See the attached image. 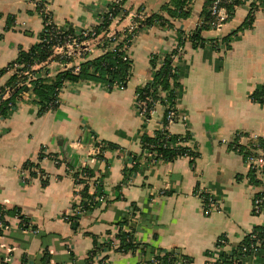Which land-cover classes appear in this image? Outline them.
Segmentation results:
<instances>
[{
    "label": "crops",
    "instance_id": "0c3cea01",
    "mask_svg": "<svg viewBox=\"0 0 264 264\" xmlns=\"http://www.w3.org/2000/svg\"><path fill=\"white\" fill-rule=\"evenodd\" d=\"M112 1L0 0V69L37 40L38 6L45 5L55 23L79 29L94 25L97 11ZM167 1H123L121 27L138 9L158 13L172 25L153 23L136 34L130 45L132 75L124 88L105 91L88 82L68 83L55 108L38 114L31 94L0 120V204L18 207L27 222L21 226L18 216L7 217L8 228L0 233L1 264H141L171 248L190 256L191 264H208L219 235L235 246L256 225H264V211L251 210L253 196L264 189V176L258 175L257 184L249 182L248 165L232 147L254 136L264 139V105L250 98L264 85V11L249 20L248 5L241 3L215 30L198 28L209 0H190L188 14L175 17L160 8ZM195 30L201 41L194 45L190 35ZM180 36L177 107L188 116L197 156L192 164L186 157L148 161L141 137L158 130L163 109L157 106L142 125L133 95L150 78L151 54L170 50ZM211 39L222 40L226 48L213 49ZM59 71L55 57L39 75L53 77ZM9 76L2 73L0 84ZM97 143L106 146L99 154ZM40 149L48 155L41 160ZM35 162L39 166L31 165ZM81 167L99 179L86 192L102 193L104 199L71 224L63 216L81 202L72 192V174ZM199 189L217 203L208 214L195 195ZM121 228L132 231L135 249L120 252L105 245ZM95 244L106 246L100 263L98 256L88 255ZM245 262L264 264V257Z\"/></svg>",
    "mask_w": 264,
    "mask_h": 264
},
{
    "label": "built area",
    "instance_id": "2783aa9c",
    "mask_svg": "<svg viewBox=\"0 0 264 264\" xmlns=\"http://www.w3.org/2000/svg\"><path fill=\"white\" fill-rule=\"evenodd\" d=\"M123 1L124 0H113L112 2L106 3L102 6L101 10L97 11L94 25L90 27H80L79 29L73 28L72 31H67V29L63 28V26L55 23L51 17L49 9L43 5L41 7L42 9L40 13L42 18V26L39 34L42 33L44 35L41 40H44L45 43L50 44L49 53L45 58L37 61L33 60L29 64H24L22 62L19 63L16 60H11L10 63L2 67V73L9 72L10 74L15 73L17 75L18 85L27 87V89H24L19 93L20 97L23 98L32 94L30 90V81L37 77L39 75V71L49 65L55 57L58 61H60L61 70L70 69L72 73H77L83 61L97 57L107 50H114L117 46L119 49L121 48L124 51L122 56L123 60L129 61L130 63L125 82H113L111 85L108 83H96L93 81H89L88 83L98 88H102L105 91L124 88L130 76L132 75L130 45L136 34L140 30L148 28V25L143 22L144 17L147 16V13L144 11V9H138L131 14L130 23L127 26L121 27L120 22L122 19H124V17H126L124 15L125 12ZM250 2L251 0H210L208 6L209 18L206 22L208 28L215 30L221 28L231 13L226 5L235 8L241 3H246L248 5V11L252 14L264 11V4H260L258 1H256L254 5H251ZM104 18L108 21L107 27L97 32L95 27L104 22ZM38 41L39 38L37 37L35 42ZM209 44L215 50L226 48L225 43L219 39H211ZM168 52L170 53L169 63L171 68L173 70H179L178 60L182 53V46L177 43L170 50H168ZM154 54L158 55V57L155 60V64L150 66L151 75L144 85H147V83L152 81L153 73L158 68H160V66H162L163 53L154 52L152 55ZM175 72L178 73V71ZM177 79L179 81V77ZM68 83L73 82L68 80L63 81L61 86L58 88V91L60 92L62 88ZM171 83L172 79L170 78L169 84ZM12 91V87L5 86L2 91H0V100H4L9 97ZM177 98L178 97L170 99L167 94V90H165L160 84H157L156 87H150L143 93L136 90L133 95V107L135 114L140 120L141 124L145 125L155 108L157 106H161L163 109V116L157 130L162 135L158 138L160 147L183 146L186 148V150L181 157L188 158L192 164L197 155L191 153V150H196L193 146L192 137H189L191 133L188 127V116L187 114L179 111L177 107ZM55 101L58 102L59 99L57 98ZM173 126H178L181 128V130L173 131L171 129ZM172 135L175 136L174 140H171ZM101 146H103L102 143H98L96 146L98 154L101 151ZM150 146L154 147V144H150ZM39 152H42V149H40ZM45 156L48 155L45 154L43 157ZM144 157L148 161L153 162L161 160V158L157 156L155 150L145 149ZM244 162L248 165V167L250 166L255 169L257 176H264V149L253 148L249 152L248 157L244 160ZM70 172H73V170H70ZM23 174V170L21 169V175ZM87 175L88 174L84 172L79 173V175L76 176V174L73 172V195L80 197L83 185L87 187L99 182L98 177L94 175L88 177ZM79 178L84 179V182H79ZM195 195L198 197V199H200L204 213L208 214L213 208H217V203L214 198L205 191L199 189ZM103 199L104 196L102 193L97 196H88L87 198H84V200L82 199V201L76 205V207L72 210V214H66L63 216V218L67 220L70 216L77 215L80 217L85 215L92 209V207H94V205L97 204V202H102ZM263 202L264 194L259 196L254 195L252 198V213L260 214L262 211H264V205L262 204ZM7 228L8 225L2 226V230ZM32 229L37 231L36 228ZM121 231L124 230L121 228V230H119L116 235L112 237V241H110L108 246L115 248L119 246L120 237L118 234ZM247 234L249 240L248 243L242 245L240 247V251H237L236 253H232L233 248L231 245H229L226 235H219L215 242L217 247L215 255L213 256V260L208 264H216L218 253L221 252V249H224V251L229 253L227 264H246L245 261H247L249 258L259 256L260 251L264 249V237L258 236L254 231H250ZM124 240L136 243L135 237L131 230H127V233L124 235ZM105 248L106 246L100 245L98 246L96 252L90 253L88 255L90 257L98 256V262L100 263L102 261L100 254L102 251L106 250ZM119 251L124 252L122 249ZM141 264H159V259L152 255L148 260L143 261Z\"/></svg>",
    "mask_w": 264,
    "mask_h": 264
},
{
    "label": "trees",
    "instance_id": "16d2710c",
    "mask_svg": "<svg viewBox=\"0 0 264 264\" xmlns=\"http://www.w3.org/2000/svg\"><path fill=\"white\" fill-rule=\"evenodd\" d=\"M189 1L190 0H168L160 8L165 10L170 16H174V17L186 16L189 12L188 11ZM256 1H258L260 4L261 3L264 4V0H251L250 4L254 5ZM38 7H40V13H41V9H42L41 5ZM226 7L231 11V13L235 9L232 8V6L226 5ZM252 15L253 14L248 11L247 17L249 20L251 19ZM208 18H209L208 9H206L205 14L202 18V23L198 25V28L208 27L206 23ZM143 22L146 23L148 26L153 23H158L164 27L172 26L171 22L168 19H165L160 14L154 12L147 14V16L144 17ZM107 24L108 21L107 19L104 18V22L96 26L95 30L99 32L103 30V28L107 27ZM63 28L67 29V31L73 30L71 26H63ZM42 37H44V35L40 33L38 34V38H39L38 42H34L29 48L26 49L20 48L16 57L13 60H16L19 63L22 62L24 64H29L33 60L37 61L45 58L46 55L49 53L50 44L45 43L44 40H41ZM190 38L194 41L193 43L194 45L196 40L201 41V38L199 37L196 30L193 34L190 35ZM181 40L182 37L180 36L179 42L177 43L181 44L182 43ZM123 53H124L123 49L121 48L119 49L116 46L114 50H107L97 57L83 61L77 73H72L70 69H64L57 72L53 77H46V76L42 77L38 75L37 77L32 79L30 81V90L31 93L34 95L36 102L39 104V108L37 111L38 114H42L48 109L55 108L58 105V102L55 101L58 98V93H59L58 88L65 80L71 82L93 81L96 83H108L109 85H111L113 82L124 83L128 73V69L130 67V63L129 61L123 60L122 58ZM169 54L170 53L168 51L163 53L162 66H160V68H158L153 73L152 81L147 83V85L138 88L137 89L138 92L143 93L144 91H147L150 87H156L157 84H160L165 90H167V94L170 99L178 97L180 82L178 81L177 78L179 77L180 74H179V70H173L171 68V65L169 63ZM157 57L158 55L151 54L149 60L150 66H153L155 64V60ZM175 71H178V73H176ZM2 72L3 70L0 69V75L2 74ZM170 78L172 79L171 84H169ZM5 86L12 87L13 91L11 92L9 97H7L4 100H0V120L12 112V110L16 107L17 102L21 100L19 93L24 89H27V87L25 86L18 85V77L15 73L10 74V76L7 78V81H5L3 84H0V91H2V89ZM250 98L251 100L258 102L259 104L264 105V85L254 90L251 93ZM160 136L162 135L161 133H159V131H156L153 134V136H148L146 134H143L140 142L141 150L142 149L155 150L157 156L164 161H172L182 156L186 148H184L183 146L160 147V144L158 143V138ZM189 137H191V135ZM174 139L175 136L172 135L171 140ZM150 144H154V147H151ZM106 145L110 148L112 147L109 142H106ZM105 147L106 146H101L100 153L105 149ZM232 147L236 149V151L242 156L243 160H245L248 157L249 152L253 148L264 149V139L259 137H253V139L251 138V140H249L248 143L245 145H241L235 142L232 143ZM191 153L197 154L196 151H192V150ZM44 155L45 153H43V151L39 152L38 159L41 160L42 156ZM31 165L39 166L36 162ZM84 172L88 174L87 175L88 177L92 175L86 167H81L80 170L74 172V174H76L77 176L79 175V173H84ZM247 179L249 182L254 184H257V182L260 181L259 177L255 173V169L250 166L248 167ZM79 182H84V179L79 178ZM85 188H86L85 185H83L81 190V201L82 199L84 200V198H87L89 196ZM261 194H264V190L255 193L256 196H259ZM262 204L264 205V202ZM96 206L97 204L94 205L92 209L95 208ZM8 216L10 217L18 216L20 218L21 226H27L26 219L23 215H21L20 209L18 207L8 209L0 204V233L2 232V226L8 225V221H7ZM78 218L79 216L74 215L72 217H69L68 222L73 224L77 222ZM31 227L35 228L33 226ZM251 231L256 232L257 235L260 237H264V225H256ZM125 233L127 232L121 231L118 234V236L120 237V243L116 249L117 250L122 249L123 251L135 249L136 246H138V244L124 240ZM248 241H249L248 234H246L242 239V241L239 242V244H236L235 246L231 245L233 248L232 253H236L237 251L239 252L240 247L248 243ZM108 244H109L108 242H105V245L108 246ZM100 245L102 246V244H95L92 251L97 250L98 246ZM92 251H90V253H93ZM260 255L264 257V249L260 251ZM154 256L159 259V264H191L192 262V258L190 256H188L185 253H182L177 248L160 249L156 253H154ZM228 259H229V253H227L226 251H221L218 253V259L216 261V264H227ZM1 263L2 261H0V264Z\"/></svg>",
    "mask_w": 264,
    "mask_h": 264
}]
</instances>
